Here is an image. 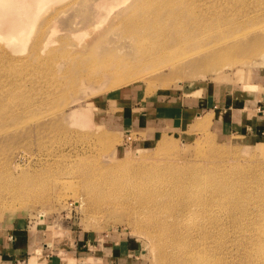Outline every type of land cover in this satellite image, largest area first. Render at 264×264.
Masks as SVG:
<instances>
[{
    "label": "rangeland",
    "instance_id": "obj_1",
    "mask_svg": "<svg viewBox=\"0 0 264 264\" xmlns=\"http://www.w3.org/2000/svg\"><path fill=\"white\" fill-rule=\"evenodd\" d=\"M156 3L164 6L160 18L167 30L164 38L173 43L163 48L153 45L148 59H133L138 51L124 46L123 60L131 64L123 65L122 72L117 69L118 76L110 72L104 76L94 69L85 80L69 78L52 103L38 93L0 95V224L5 218L21 216L40 224L33 228L41 239L32 251L31 264H37L43 254L68 258L66 248L79 238L96 240L102 249L104 240L120 237L138 248L137 264H170L168 258L160 257L159 244L167 240L168 252L176 253L170 246L172 229L167 228L172 222L146 210V196L153 199L158 194L161 205L171 208L174 199L161 194L177 185L173 177L182 174V182L187 175L205 171L208 184L218 188L214 212H231L236 220L226 222L215 234L192 235L183 240V246L200 236L198 248L204 244L211 248L207 250L212 263L259 264L258 244L224 234L251 222L253 212L264 203V123L256 124V130L254 126L245 132L235 128L224 134L215 131L209 116H199L187 130L135 127L127 118L133 109L163 101L171 93L188 103L216 93L219 104L233 105L226 110L229 115L238 109L254 119L264 117V62L246 63L257 55L250 53L252 46L264 45V0ZM201 55H218L215 62L221 63L216 70L205 71L208 65ZM225 58L234 65L221 68ZM114 79L138 80L121 88L112 84ZM78 96L86 97L84 104L73 106L88 109L89 121L74 120L69 108L63 111ZM103 168L109 170L103 178H109L111 188L98 191L113 201L94 208L81 170L93 171V182ZM197 215L190 214L189 222H196ZM160 220L166 228L157 227ZM214 235L223 243L227 239L230 247L221 250L212 241Z\"/></svg>",
    "mask_w": 264,
    "mask_h": 264
},
{
    "label": "bare ground",
    "instance_id": "obj_2",
    "mask_svg": "<svg viewBox=\"0 0 264 264\" xmlns=\"http://www.w3.org/2000/svg\"><path fill=\"white\" fill-rule=\"evenodd\" d=\"M163 7L156 0H0V95L34 96L38 93L46 95L47 103H52L57 94L64 92L69 78L72 81L85 80L87 74H94V69L104 76L108 72L117 75V69L130 65L131 60H123L124 46L133 47L138 54H142L141 58L135 54L133 59H148L153 45L163 48L173 43L171 39L164 38L166 25L160 20ZM255 52L257 55L247 58L246 63L264 62V45H253L250 53ZM202 57L208 65L205 71L216 70L221 63L215 62L220 58L218 55ZM232 62L225 58L221 68L224 69L226 65L230 68L234 65ZM122 75L119 76L120 80ZM137 80H115L112 84H120L119 87L123 88ZM126 82L129 83L123 85ZM83 97L78 96L68 102L63 110L69 108L68 114L76 121H89L92 117L88 109L78 110L73 106L83 105L86 98ZM92 108L95 106L92 105ZM81 171L87 199L94 208L103 202L113 201L100 196L98 191L111 188L109 178H103L104 174H109V170L101 169L100 178L93 182V171ZM203 173L187 175L182 182V174L173 177L177 185L173 190L161 194L174 199L171 208L161 205L158 194L153 199L146 196V210L153 216L162 214L172 222L168 227L161 220L157 222L158 228H171L173 232L170 246L176 248V253L168 252L167 240L165 243L161 240L159 244L160 257L166 261L168 258L170 264H215L208 255L211 248L206 247L204 242V248H198L201 246L197 244L200 236L196 241L189 239L193 241L190 247L183 246V240L192 235L215 234L226 222L236 220L231 212H214L218 188L215 184L211 187L208 172ZM201 186L204 193L210 190L212 193L203 194ZM195 212L198 213L196 222L190 223L188 216ZM254 212L251 222L245 221L227 230L224 236L233 235L258 244L260 264L264 263V203ZM212 241L222 247L221 250L230 247L227 239L223 243L217 235L213 236ZM216 264H222V261Z\"/></svg>",
    "mask_w": 264,
    "mask_h": 264
},
{
    "label": "crops",
    "instance_id": "obj_3",
    "mask_svg": "<svg viewBox=\"0 0 264 264\" xmlns=\"http://www.w3.org/2000/svg\"><path fill=\"white\" fill-rule=\"evenodd\" d=\"M171 93L163 101L155 100L153 103L139 111L133 109L130 119L133 126L149 125L152 128H167L182 130L195 122L199 116L212 118V127L218 133H227L232 129L246 131L256 124L264 123V117H250L249 112L242 114L241 110L235 109L233 114H228L224 103L219 104L218 95H207L203 99L192 100L188 103L184 98ZM219 99V98H218ZM155 104V105H152ZM218 105L221 106L219 110ZM202 108V110L200 109ZM257 115V114H256ZM255 115V116H256ZM260 131V129H259ZM262 141V139H261ZM260 141V142H261ZM259 143V142H258ZM44 219V218H43ZM0 224V264H31L32 251L39 245L41 234L33 229L37 226L36 221L24 216L11 219H3ZM75 242V243H74ZM73 245L65 247L69 257L64 259L58 253L43 254L37 264H137L138 248L133 246L128 238H110L104 240L103 248L97 245L96 240L85 238L73 240ZM45 246V247H44ZM97 246V250H96ZM43 250L48 251L43 243ZM42 250V251H43ZM38 258V257H37ZM109 261L110 263H108ZM33 263V262H32Z\"/></svg>",
    "mask_w": 264,
    "mask_h": 264
}]
</instances>
